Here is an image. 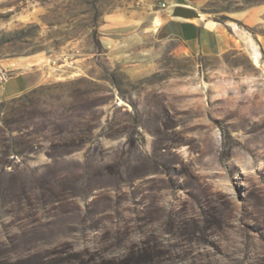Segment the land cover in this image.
<instances>
[{"label": "rangeland", "instance_id": "obj_1", "mask_svg": "<svg viewBox=\"0 0 264 264\" xmlns=\"http://www.w3.org/2000/svg\"><path fill=\"white\" fill-rule=\"evenodd\" d=\"M185 2L200 16L183 19L223 34L159 36V1L0 0V74L48 86L0 103V126L41 130L16 168L54 164L60 126L84 146L54 166L126 170L107 213L80 225V249L148 242L153 264H264V0ZM4 230L15 234L12 219ZM3 245L0 261L14 243Z\"/></svg>", "mask_w": 264, "mask_h": 264}, {"label": "trees", "instance_id": "obj_2", "mask_svg": "<svg viewBox=\"0 0 264 264\" xmlns=\"http://www.w3.org/2000/svg\"><path fill=\"white\" fill-rule=\"evenodd\" d=\"M47 87L41 84L11 99L26 98L29 92L33 94ZM55 129L56 140L50 142L53 147L66 148V151L51 156L54 164L45 163L34 169L27 165L22 170L16 168L11 159L27 151L35 152L39 145L31 142L32 133L38 134L41 130L14 132L0 126V229L10 218L17 230L14 235L8 230L1 233L0 244L10 240L14 246L0 264H153L157 248L148 242L126 247L122 254L110 256L98 249L82 250L74 242L78 238L76 235L84 230L80 225L94 220L99 212L101 215L107 213L99 206L118 197L128 182L127 172L111 163L94 167L54 166L84 146L74 138L65 140V131L60 126ZM25 137L28 139L22 140ZM83 139L87 137H80ZM110 229L106 224L100 231L110 236L113 235ZM121 229L115 230L119 239Z\"/></svg>", "mask_w": 264, "mask_h": 264}, {"label": "crops", "instance_id": "obj_3", "mask_svg": "<svg viewBox=\"0 0 264 264\" xmlns=\"http://www.w3.org/2000/svg\"><path fill=\"white\" fill-rule=\"evenodd\" d=\"M164 6L159 17L164 19L163 24L157 27L159 36H175L188 42L209 40L212 35L223 34L221 27L212 25L208 21L199 19H183L173 16V8L178 5H188L185 0H152ZM189 6V5H188ZM158 17L154 16L153 20ZM202 18V17H201ZM224 42V41H223ZM43 76L27 71L9 76L0 74V103L22 95L23 93L41 85Z\"/></svg>", "mask_w": 264, "mask_h": 264}, {"label": "water", "instance_id": "obj_4", "mask_svg": "<svg viewBox=\"0 0 264 264\" xmlns=\"http://www.w3.org/2000/svg\"><path fill=\"white\" fill-rule=\"evenodd\" d=\"M173 16L182 18L199 17L200 13L191 6L178 5L173 8Z\"/></svg>", "mask_w": 264, "mask_h": 264}, {"label": "bare ground", "instance_id": "obj_5", "mask_svg": "<svg viewBox=\"0 0 264 264\" xmlns=\"http://www.w3.org/2000/svg\"><path fill=\"white\" fill-rule=\"evenodd\" d=\"M158 21V20H157ZM156 23H160V21H158V22H156ZM256 61L258 62L259 61V58H258V56H257V58H256Z\"/></svg>", "mask_w": 264, "mask_h": 264}]
</instances>
